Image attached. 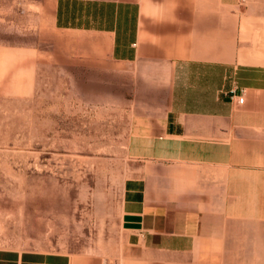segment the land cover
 <instances>
[{
    "label": "rangeland",
    "instance_id": "374dc122",
    "mask_svg": "<svg viewBox=\"0 0 264 264\" xmlns=\"http://www.w3.org/2000/svg\"><path fill=\"white\" fill-rule=\"evenodd\" d=\"M57 1L0 0V248L59 251L72 264H175L131 247L121 223L129 207L179 204L185 189L183 165L132 146L167 102L161 60H119L105 35L59 28ZM140 1L158 24L180 1L223 15L232 49L239 26L256 52L243 60L264 62V0Z\"/></svg>",
    "mask_w": 264,
    "mask_h": 264
},
{
    "label": "crops",
    "instance_id": "0c3cea01",
    "mask_svg": "<svg viewBox=\"0 0 264 264\" xmlns=\"http://www.w3.org/2000/svg\"><path fill=\"white\" fill-rule=\"evenodd\" d=\"M170 10L158 24L140 0L56 5L59 28L105 35L119 60L158 57L167 76L162 114L142 120L132 146L143 159L183 165L185 189L179 204L129 207L123 231L137 251L167 252L175 264H264V62L243 60L256 52L252 34L238 39L241 27L235 50L231 31L224 42L223 15L209 19L186 1ZM72 263L59 251L0 248V264Z\"/></svg>",
    "mask_w": 264,
    "mask_h": 264
},
{
    "label": "bare ground",
    "instance_id": "6f19581e",
    "mask_svg": "<svg viewBox=\"0 0 264 264\" xmlns=\"http://www.w3.org/2000/svg\"><path fill=\"white\" fill-rule=\"evenodd\" d=\"M231 41L230 30L225 26L224 42L228 45ZM227 48V46H225Z\"/></svg>",
    "mask_w": 264,
    "mask_h": 264
},
{
    "label": "built area",
    "instance_id": "2783aa9c",
    "mask_svg": "<svg viewBox=\"0 0 264 264\" xmlns=\"http://www.w3.org/2000/svg\"><path fill=\"white\" fill-rule=\"evenodd\" d=\"M237 100H238L239 103H243L244 100H245L244 94L242 93L241 95H239L238 98H237Z\"/></svg>",
    "mask_w": 264,
    "mask_h": 264
}]
</instances>
